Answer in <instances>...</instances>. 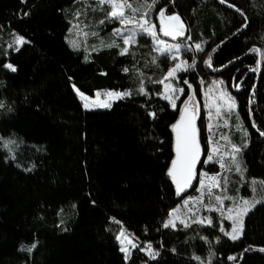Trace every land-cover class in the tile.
<instances>
[{"label":"trees","instance_id":"16d2710c","mask_svg":"<svg viewBox=\"0 0 264 264\" xmlns=\"http://www.w3.org/2000/svg\"><path fill=\"white\" fill-rule=\"evenodd\" d=\"M230 4L237 5L247 19ZM77 9L83 10V5L73 0H0V29L15 30L31 41L18 52H8L16 72L3 69L5 56L0 57V101L5 102L0 108V134L12 133V139L25 142L15 162L5 160L7 152L0 147V264H125L115 239L121 227L141 246L152 240L160 248L163 241L160 257L150 264H190L191 253L206 257L210 249L215 253L213 264H264V251L255 248L264 247V203H258L245 217L243 235L236 241L220 235L217 243L215 230L195 226L199 235L185 243L194 234L192 230L174 233L161 228L167 210L180 202L166 177L173 155L168 125L178 113L168 108L153 122L146 115L148 109L142 107L147 98L135 91L110 109L85 110L72 85L89 94L107 88L135 90L137 80L124 73V67L131 68L138 61L156 79L166 67L150 71L144 67L152 52L149 37L138 38L134 58L118 56L116 48H104L85 61V50H73L65 39ZM171 10L178 11L189 25L186 35L206 42L205 51L220 43L209 52L214 67L200 63L196 75L203 76L206 84L223 79L236 97L239 126L235 112L229 133L236 143L248 142L240 155L247 174L264 179V135L260 134L264 131V62L260 71H248L258 57L249 49L264 50V0H228L227 4L177 0ZM104 15L97 9L84 22L95 25ZM245 23L247 27H242ZM117 24L88 30L98 31L100 37L104 34L108 42L111 34L106 32ZM93 39L89 44L99 45L100 40ZM239 81L242 85L235 94L232 85ZM253 84L256 91L249 103ZM200 99L202 104V95ZM163 104L153 97L149 107L159 113ZM249 108L258 128L251 126ZM201 119L204 143L208 132L202 115ZM32 163L36 167L25 171ZM203 236L211 244L199 238ZM36 241L31 254L20 250L21 245L26 249ZM172 247L179 254L171 253ZM229 254H236V259L228 261ZM137 255L141 259L136 264H142L146 257ZM191 264L198 262L192 260Z\"/></svg>","mask_w":264,"mask_h":264},{"label":"snow or ice","instance_id":"6c2138e0","mask_svg":"<svg viewBox=\"0 0 264 264\" xmlns=\"http://www.w3.org/2000/svg\"><path fill=\"white\" fill-rule=\"evenodd\" d=\"M21 2L26 3L27 0H21ZM73 2L81 3L83 10L75 11L74 18L69 21L70 27L68 28V32L72 34L73 38L70 39L69 36H66L65 39L73 50L79 51L81 47H84L83 59L85 61L91 59L92 52H98L104 48H116L118 56L134 58L136 53L133 51V47L138 45V38L149 37L152 41L150 45L152 52L149 54V62L144 67L149 71L153 67H166V71H163L159 79L148 75L142 67L138 66V61L131 68L124 67L122 71L126 74H133L137 80L135 90L96 89L93 95H89L75 83L72 85L86 110L110 109L114 102L131 98L135 91L140 98H147V102L142 107L148 109L146 115L153 122L158 119V114L165 113L168 108L174 113H178L174 121L168 125L173 136L171 141L173 155L166 168V177L174 186L175 195L181 200V203L167 210L166 218L160 222L161 228L170 229L174 233L192 230L194 234L187 237L185 243L196 239L199 235L198 231L193 229V225L218 228L220 233L232 241L239 239L243 235L245 217L256 204L264 203V194L257 196L258 185L259 191L264 193V179L251 178L249 186L253 194L252 197L240 195L239 189L234 190L235 194L229 192L230 177L227 175L228 173L234 172L241 180L246 179L247 169L240 159V153L243 151V147H247L248 142L245 141L242 147L231 142L230 137L226 134L216 139L215 129L221 126V122L227 127L233 112L237 113L239 126V105L223 79H214L206 84L203 76L196 75L200 63L209 68H213L214 63L211 54L206 53L203 47L206 42L193 41L190 33L186 35L189 25L185 23L178 11L171 10L177 0H167V2L165 0H73ZM220 2L227 4L228 0H220ZM229 6L240 11L245 20L247 19L246 14L238 9L237 5L230 4ZM97 9L105 12L104 18L96 22L95 25L91 21L85 23L84 21L89 18V13L95 12ZM23 14L28 15L29 13ZM110 22H118L119 26L112 27L113 38L108 42L99 36L98 31L88 30ZM242 27H247V24H243ZM89 36L98 38L99 45L87 47L86 41ZM80 37L84 38L83 44L79 40ZM167 38H171V40L169 41ZM12 41L6 47L17 52L23 45L31 42L15 30L12 33ZM249 51L259 53L260 58L256 60L255 67H249L248 71L258 72L264 62V50L254 46ZM205 56L206 58H203ZM229 63L231 64L232 61ZM2 67L13 73L17 71V66L11 62L8 54H5V62ZM221 67L225 66L221 65ZM194 79L198 80V83L194 84L192 82ZM232 87L238 90L240 84H233ZM251 89L254 96L256 85L253 84ZM201 95L203 108L207 110L206 129L208 135L204 143L201 138V130L205 127L201 119ZM153 97L164 102L159 108V113L149 107ZM249 103H251V99ZM3 107H5V102L0 101V108ZM9 110L11 111L10 107ZM248 115L253 117L251 108L248 109ZM198 121L200 122L198 123ZM251 126L258 128L254 117L251 120ZM260 134L264 135V131H261ZM12 135V133L8 136L0 134V147L7 150L4 159L15 162L18 155L22 154L21 145L25 142L12 139ZM220 141H225V143L222 145ZM205 165L209 167L218 165L219 171L210 173L205 170ZM17 166L23 167L19 163ZM35 167L36 164L32 163L24 170L31 171ZM194 182L198 183V188ZM189 190L197 191L198 195L189 196ZM226 201L231 203H226ZM72 207L75 208L76 205L73 204ZM62 211L63 209H60V212ZM110 220L120 223L116 221L115 217H110ZM226 222H230V228L226 227ZM63 223L64 221L61 220L60 224ZM199 238L211 244L207 236ZM115 239L119 242L125 264H136V260L141 259L137 253H143L146 257L142 260V264H150V261L154 262L160 257L161 249L164 248L163 241L160 243V248L155 247L152 240L146 241L143 246L137 244L134 235L126 234L124 227L120 228ZM215 240L219 243L220 236H216ZM37 244L38 241L33 242L26 249L24 245H21L20 250H26L31 254ZM190 246L195 247L194 245ZM260 251H264V247H261ZM170 252L179 254L176 247H172ZM214 257L215 253L210 249L206 257L193 252L189 259L190 264L192 260L198 264H213ZM240 258L242 259V255ZM235 259L236 254L227 256L228 261Z\"/></svg>","mask_w":264,"mask_h":264},{"label":"rangeland","instance_id":"374dc122","mask_svg":"<svg viewBox=\"0 0 264 264\" xmlns=\"http://www.w3.org/2000/svg\"><path fill=\"white\" fill-rule=\"evenodd\" d=\"M119 25L117 24L116 26H114V27H118ZM112 29V28H111ZM111 29L110 30H108L106 33H110L111 34ZM12 33H13V31L12 30H8V29H5V28H3V29H0V57L1 56H5V54H8V52L10 51V50H12V49H9V48H7L6 47V45L7 44H10V43H12L13 41H12ZM101 36L102 37H104V34H101ZM69 38L71 39V38H73L72 37V34H69ZM113 37H112V35H111V39H112ZM110 39V40H111ZM167 39H169V41L171 40V38H167ZM178 39H180V38H178ZM79 40H80V42L83 44L84 43V38L83 37H80L79 38ZM90 41L92 42V41H95V39H93V37H88L87 38V41H86V46L87 47H91L92 46V44H89L90 43ZM80 49H84V47H81ZM211 52V51H210ZM258 59V58H257ZM212 80H214V79H212ZM211 80V81H212ZM211 81H209L208 83H210ZM107 89H110V88H107ZM107 89H101V90H107ZM74 90V89H73ZM75 91V90H74ZM230 91V90H229ZM232 93V92H231ZM75 94L77 95V97H78V94L75 92ZM89 94V93H88ZM94 94V93H93ZM93 94H89V95H93ZM233 95V94H232ZM234 96V95H233ZM78 99H79V97H78ZM79 101H80V99H79ZM80 103H81V106H82V102L80 101ZM82 108H83V106H82ZM84 109V108H83ZM86 110V109H85ZM91 110H105V109H103V108H97V109H91ZM235 112H233L232 113V115H231V117L229 118V125L227 126V127H225L224 125H223V123L221 122V126L219 127V128H217V129H215V138L216 139H219V137L221 136V135H228V133H229V129H230V125L231 124H233V117H234V114ZM201 115L203 116V119H204V121H205V123L207 124V110L206 109H204L203 108V97H202V104H201ZM233 129V128H232ZM233 132H235L234 130H232ZM231 134L232 133H229V137H230V140H231V142H233V143H235V144H237V145H241L242 147H243V145L242 144H240V143H236V142H234L233 141V137L231 136ZM220 143L223 145L224 143H225V141H220ZM6 152H7V150L6 149H4ZM240 155H241V153H240ZM204 168H205V170H207V171H209L210 173H214V172H217V171H219V167H218V165L217 166H215V167H210V168H208V166L207 165H205L204 166ZM229 177H230V181H229V192H230V194H235V189H239V194L240 195H243V196H245V197H252L253 196V194H252V192H251V188H250V186H249V184H250V180H251V178H253L252 176H249L247 173H246V179L245 180H241L240 178H239V176H238V174H236V173H234V172H232V173H228L227 174ZM260 179V178H259ZM196 187L198 188L199 187V185H198V183H196ZM263 193H261L260 191H259V185H258V192H257V196H259V195H262ZM188 195L189 196H195V195H198V192L197 191H194V190H192L190 193H188ZM181 203V200H180V202L178 203V204H180ZM226 203H231L230 201H226ZM177 204V205H178ZM257 205V204H256ZM205 214H207V213H205ZM218 215V214H217ZM195 226H197V225H193V227H194V229H196L195 228ZM208 227V226H207ZM226 227H228V228H230V222H226ZM125 229V231H126V234H129V235H133L131 232H129L126 228H124ZM197 230V229H196ZM213 230H215L217 233H218V235H216V236H220V235H223L222 233H220L219 232V230H218V228H216V229H213ZM193 235V234H192ZM215 236V237H216ZM224 236V235H223ZM134 238H135V242L138 244L139 243V240L134 236ZM117 241V240H116ZM118 242V241H117ZM32 244V243H31ZM31 244H29L28 246H30ZM118 245H119V242H118ZM27 246V247H28ZM119 248H120V245H119Z\"/></svg>","mask_w":264,"mask_h":264},{"label":"water","instance_id":"95a60500","mask_svg":"<svg viewBox=\"0 0 264 264\" xmlns=\"http://www.w3.org/2000/svg\"><path fill=\"white\" fill-rule=\"evenodd\" d=\"M224 4H225V3H224ZM219 45H220V43L217 44L216 46L210 48L209 50H207L206 53H209V52L212 51L213 49L217 48ZM257 58H258V59L260 58L259 53H258V57H257ZM215 71H216V72H219L220 69L215 70ZM240 82H242V81H240ZM251 94H252V91L250 92L249 100L251 99ZM194 183H196V182H194ZM249 247H250V248H254V247H252V246H249ZM255 248L260 249L261 247H255ZM245 249H248V248H245ZM245 249H244V250L242 251V253H241L242 257H243V255H244V253L246 252Z\"/></svg>","mask_w":264,"mask_h":264},{"label":"flooded vegetation","instance_id":"af4514ba","mask_svg":"<svg viewBox=\"0 0 264 264\" xmlns=\"http://www.w3.org/2000/svg\"><path fill=\"white\" fill-rule=\"evenodd\" d=\"M236 84H240V87H241V85H242V82H237ZM240 87H239V89L237 90L235 87H232V90H233V92L235 93V94H238L239 93V91H240Z\"/></svg>","mask_w":264,"mask_h":264}]
</instances>
